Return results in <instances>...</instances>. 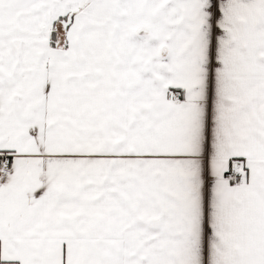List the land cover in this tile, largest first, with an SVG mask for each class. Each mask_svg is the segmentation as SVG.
I'll use <instances>...</instances> for the list:
<instances>
[{"label": "snow or ice", "instance_id": "obj_1", "mask_svg": "<svg viewBox=\"0 0 264 264\" xmlns=\"http://www.w3.org/2000/svg\"><path fill=\"white\" fill-rule=\"evenodd\" d=\"M0 264H264V0H0Z\"/></svg>", "mask_w": 264, "mask_h": 264}]
</instances>
